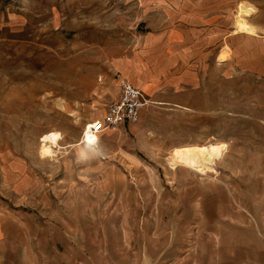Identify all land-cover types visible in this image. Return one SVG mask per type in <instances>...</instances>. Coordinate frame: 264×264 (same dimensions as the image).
Masks as SVG:
<instances>
[{
  "label": "rangeland",
  "instance_id": "1",
  "mask_svg": "<svg viewBox=\"0 0 264 264\" xmlns=\"http://www.w3.org/2000/svg\"><path fill=\"white\" fill-rule=\"evenodd\" d=\"M239 3L254 34L233 36ZM170 21L206 39L185 54L203 65L167 63L139 122L83 143L115 92L111 63L167 59L168 38L146 47ZM246 34L264 51V0H0V217L27 236L2 253L19 249V264H264V60L248 72ZM50 132L59 144L42 157ZM209 142L227 144L216 171L171 164L173 148Z\"/></svg>",
  "mask_w": 264,
  "mask_h": 264
},
{
  "label": "crops",
  "instance_id": "2",
  "mask_svg": "<svg viewBox=\"0 0 264 264\" xmlns=\"http://www.w3.org/2000/svg\"><path fill=\"white\" fill-rule=\"evenodd\" d=\"M183 20H188V22H191L190 21L191 19H189V18L188 19H181L180 21L183 22ZM170 23H171V21H170ZM171 24H173V25L169 26L170 28L168 30L167 36L154 37L155 38L154 41L151 42L152 39L150 41H148L150 43H148V46L146 47V49H148L147 51H149V50L151 51L152 49L155 48L156 44L160 43V41L163 42L165 40V38H168L167 39L168 40V46H169L171 53L169 54V57L167 59H164V61H162V62H156V61L155 62H150V61L144 62L143 61L142 62V61H138L134 58H130V57H124V59L120 60V59H118L120 57H118L116 60L113 61V63H111L110 69L112 71H114V73L116 74V77L114 76L115 75L114 74L113 78H112V80H114L115 92L113 93V95L110 96L111 101L118 97V83L121 79H126V80L130 81L135 87L140 88L148 96L147 91H150L153 88H156L157 85H159V82L161 80L160 78L163 75L162 71L164 70V68H162V67L164 65H167V63L169 65H176V66H178V65L184 66V65H192V64L199 65V66L203 65L202 60H200V59L194 60L191 56H189L190 57V59H189L187 56H185V54H186V51H188V49H191V52L195 51L193 49L195 47L199 46V44L201 42L205 41L206 39H203L201 37L202 34L200 32L196 33L194 31H190V32L187 31V33H186V31L179 28L175 22H173ZM238 35H239V33L234 34L233 36L235 37ZM227 37H230V36H227ZM242 37L244 38V39H242L243 41L246 40V46H245V48L242 47V50L244 53L249 54V70H248V72L255 73L258 70L251 67V65L253 66V64H251V63H258L260 60L261 61L264 60L263 47L260 44L259 39L255 38L253 36L246 34ZM236 38H238V37H236ZM154 43H156V44L154 45ZM251 46H252V49H250ZM252 50H258V53L256 55L252 56ZM197 52H200V49ZM177 55H180V58L178 60H177ZM234 60H235V58H234ZM153 65L155 66V68L151 69V66H153ZM260 71L261 70H259V72ZM176 84L180 85V83L179 84L176 83ZM145 86H148V87H146V90H143L145 88ZM107 105L104 107L100 116H102L103 113L105 112ZM143 109H142V111H143ZM142 111H141V113H142ZM140 117H141V115H140ZM139 120H138V122H139ZM126 124H128V123H126ZM130 124H132V123H130ZM133 124H135V123H133ZM121 125H125V124H121ZM121 125H118L116 127H120ZM112 128H115V127H112ZM109 129H111V128H109ZM100 135H99V137H100ZM8 222H9V220L7 221L6 219H3L2 217H0V247L4 243L10 242V241L16 242V245L18 247V243L21 244V241L23 238H24V242L26 244V237L27 236H26L25 228H24L25 225H23L20 220H15V221H13V225L16 226L17 230H14V229H10ZM22 231L24 232V235L22 234ZM7 250H8V248H7ZM18 250L19 249L12 250L9 253H8V251H5V250L3 251L4 253H2V250H1L0 251V264H19L18 262L15 261V258H17L16 254H17Z\"/></svg>",
  "mask_w": 264,
  "mask_h": 264
},
{
  "label": "bare ground",
  "instance_id": "3",
  "mask_svg": "<svg viewBox=\"0 0 264 264\" xmlns=\"http://www.w3.org/2000/svg\"><path fill=\"white\" fill-rule=\"evenodd\" d=\"M250 13V8L244 4L239 3L237 7L236 16L234 19L235 30L234 33L247 32L254 34L251 24L246 20V16ZM88 124V123H86ZM85 124V127H86ZM84 127V128H85ZM84 131V129H83ZM82 131V140L88 146L96 145L99 137L95 135H84ZM60 134L58 132L44 133L41 138L39 147L40 155L42 157L55 156V147L59 144ZM82 143V142H81ZM227 144L225 143H210L209 144H186L180 145L172 149L171 164L174 166L180 165L195 171L205 173L209 171H216L215 164L225 151ZM169 161V162H170ZM218 162V161H217ZM208 175V174H207Z\"/></svg>",
  "mask_w": 264,
  "mask_h": 264
},
{
  "label": "built area",
  "instance_id": "4",
  "mask_svg": "<svg viewBox=\"0 0 264 264\" xmlns=\"http://www.w3.org/2000/svg\"><path fill=\"white\" fill-rule=\"evenodd\" d=\"M118 88V97L107 105L102 116L86 124L84 135L99 137L109 128L138 122L142 109L150 102L149 99L140 88L126 79L119 81Z\"/></svg>",
  "mask_w": 264,
  "mask_h": 264
}]
</instances>
